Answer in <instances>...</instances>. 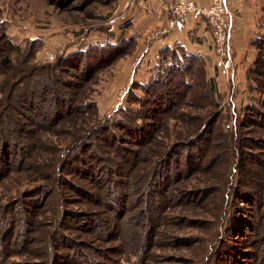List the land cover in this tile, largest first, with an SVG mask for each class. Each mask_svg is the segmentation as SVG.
<instances>
[{"label":"rangeland","instance_id":"374dc122","mask_svg":"<svg viewBox=\"0 0 264 264\" xmlns=\"http://www.w3.org/2000/svg\"><path fill=\"white\" fill-rule=\"evenodd\" d=\"M127 1L69 0L68 6L59 7L56 0H0V47L3 49L0 56V98L9 97L19 91L17 87L20 86H17V82L24 79L26 73L19 72L18 78H12V74L24 69L21 60L26 54L32 53L27 52L31 47L34 53L31 62L41 66L55 61L60 55L70 54L90 44L119 43L131 39V47L126 54L117 57L109 65L99 66L93 71L90 80L83 85V95L85 98L93 99L95 119L103 120L120 107L137 106L127 101V98H131L134 94L142 95L141 89L132 87L144 85L151 79L157 61L156 59L150 67L148 64H138V57L145 45L167 34L172 29V23L169 26L144 31L141 39L137 38V34L118 37V24H120L118 15L127 8ZM233 1L235 0L229 1L228 5ZM233 16L235 18L234 13ZM7 37L10 41L6 40ZM253 41L251 45L255 55L246 71L247 77L239 84H244V87L240 89L237 87L236 92L230 96L227 94L225 81L214 78L216 74L210 76L204 61V78L201 74L195 77L190 97L188 96L192 103L179 102L174 108L171 107L165 113L156 116L162 122V131L153 138H157L162 146L159 148L155 146L152 150L155 149L161 154L173 141L182 139L186 141L188 137L183 136L188 135L187 133L192 135L199 133L201 124L209 118H214L215 113L218 112L215 120L207 124L205 132L202 131L205 139L211 138L203 164L190 170L186 178L175 180L173 183L174 199L184 188L197 192H192L190 198L182 200L185 202H175L169 208L159 206L157 213L160 215L155 216L158 226L153 232L149 231L151 226L149 232L147 231L148 235L152 232L151 238L146 234L142 235V232L125 234L124 240L121 239L119 245L120 252L116 246L118 245L116 238L104 242H97V239H94L97 244L116 247L115 250L99 248L101 252L92 250L90 252V249L85 247L86 253L89 251L94 255L92 260L104 261L103 259L110 255V259L115 260L116 264H214L210 251L219 244L221 252L219 264H251L252 258L249 255L252 249L259 246L262 247V251L264 250V236L254 247L250 246L253 236L260 235L261 232L257 234L254 230L246 228L238 235L234 227L236 223L239 224L242 217H247L251 227L255 228L257 225L264 227V213H260L261 217H259L253 209L256 205L252 203L254 207L249 208L251 206L248 200H244L250 198L253 190L263 195L264 192L261 191L264 190V184L261 185V190L256 186H249L252 181L245 179L238 170H233V167L238 168L241 158L239 155L237 163L235 149H241V142H244L242 137H248L253 146L243 147L245 152L252 155L247 166L256 172L252 173V177L254 178L255 174L260 175L264 183V163H254V158L256 161L257 158L264 160L262 155L264 149L261 151L260 147H257L261 146L260 144L264 145V93L262 92L264 47L258 51ZM11 43L14 45L12 46ZM230 43L231 39L229 42L231 54ZM211 46L214 56H217L223 67L228 69L231 59L225 65L213 42ZM45 50L51 51L54 57L46 59ZM5 57L9 60L7 63L3 62ZM86 60L82 61L79 69L78 67L66 69L68 74L64 75L65 78L79 82L80 77L83 78V75L88 73ZM137 65L136 68L140 71L133 75L132 72ZM131 75L134 77L132 81ZM209 79L212 80L211 85L215 88L213 93L210 92ZM124 92L125 95L121 98ZM194 102H196L195 106ZM5 103L4 100L0 104V139L8 138V141H11L14 135L16 140L26 142V135L19 131V127H22L24 131L26 128L32 130L31 140H35L36 144L41 143L40 138L42 141L51 140V143L56 145L61 140L62 142L70 140L79 132V129L71 130V126L75 127L87 121L79 115L71 121L67 119L60 121L53 126V132H45L30 124L33 112H26V105H19L18 109L5 107L8 109L4 108L1 112ZM250 105L258 109L261 113L260 117L245 113V107ZM148 106L149 104L146 107ZM245 115L250 117L249 122L246 121ZM112 118L116 119L115 116ZM35 121L40 122L39 118ZM145 122L155 121L146 119ZM127 145L136 148L133 143ZM192 150L194 147L191 150L186 149L188 152H194ZM0 157V264H49L48 250H46L48 241L46 235L50 227L47 226L46 221L50 213L48 204L42 206V196L35 192H27L28 187L35 185V181L41 179L43 172L41 171L39 176L34 172L29 174L31 171L26 170V158L23 160L24 164L22 161L19 162L22 156L13 146L0 152ZM225 177L227 180L221 182L220 178L225 179ZM235 185L238 188H234ZM126 204V208H116V211H111L110 216L123 214L127 210L121 218L123 221L127 215L146 206L143 201L136 202L132 196ZM109 206L107 204L105 216ZM148 212L153 218L155 214ZM145 216L140 218L142 224L137 225V229L145 230V225L149 223ZM133 226L134 224L127 225L128 228ZM61 230L72 234L76 232L73 227L68 226ZM261 230L264 232V228ZM54 242L56 246H52L50 250L51 253H55L53 258L59 252L74 255L73 250L68 248L70 244H62L63 242L57 244V237H54ZM55 259H58V256ZM59 264L72 263L66 258Z\"/></svg>","mask_w":264,"mask_h":264},{"label":"trees","instance_id":"16d2710c","mask_svg":"<svg viewBox=\"0 0 264 264\" xmlns=\"http://www.w3.org/2000/svg\"><path fill=\"white\" fill-rule=\"evenodd\" d=\"M56 1L59 7L69 5V0ZM6 40L10 41L8 37ZM131 41V39H126L119 43L90 44L70 54L60 55L55 61L41 66H36L31 62L34 54L31 47L27 52L32 53L26 54L21 60L24 69L12 74V78H18L19 72L26 73L24 79L17 82V86H20L17 87L19 91L9 97L0 98V104L6 101L1 112L5 107L18 109L19 105H26V112H33V119L29 115L30 124L45 132H53V126L64 119L71 121L79 115L87 119L81 125L79 123L75 127L71 126V130L79 129L73 138L68 141L64 140V142L61 140L56 145H53L51 140L42 141L40 138L41 143L36 144L35 140H31L32 130L26 128L24 131L22 127H19V131L24 136L26 135V142L16 140L14 135L11 141L3 137L0 139V152L13 146L22 156L19 162L22 161L24 164L23 160L26 158V170L31 171L29 174L34 172L36 176H39V173L43 172L41 179L35 181V185L28 187L27 192H35L42 196V206L48 204L47 208L50 213L46 221L47 226L50 227L46 235L48 240L46 250H48L49 264H59L66 258L72 264H116L115 260L110 259V255L103 259L105 262L92 260L94 255L90 253L91 250L96 252L100 251L99 248L113 250L118 246V252H120L119 245L121 239L124 240L125 234L142 232V235L146 234L151 238L152 232L158 226L155 216L160 215L157 213L160 207L169 208L175 202H185L182 200L190 198L189 195L192 192H197V190L184 188L176 194L179 198L174 199L173 183L175 180L186 178L193 169L203 164L211 138L205 139L202 131L207 124L215 120L218 112L215 113L214 118H209L201 124L199 133L193 135L187 133L188 135L183 136L188 137L186 141L184 139L173 141L163 149L161 154L152 149L155 146L158 148L162 146L157 138H153L162 131V122L156 116L165 113L171 107L174 108L179 102L192 103L188 96L194 86L195 77L201 74L204 78V59L199 54L189 53L181 46L161 49L151 79L144 85L132 87L141 89L142 95L134 94L131 98H127V101L137 106L117 108L103 120L95 119L93 99L85 98L83 95V85L90 80L93 71L99 66L109 65L117 57L126 54L128 48L131 47ZM253 44L256 45L258 51L264 47V35H258ZM2 52L3 49L0 47V56ZM84 59H87L88 73L84 74L83 78L80 77L79 82L67 80L64 76L68 74L66 69L77 67L79 69ZM7 61H9L8 58H3L4 63ZM211 82L212 80L209 79L210 92L213 93L215 88ZM262 92L264 93V85ZM148 104L149 106L146 107ZM195 105L196 102H194ZM245 108V113L248 115L261 116L254 106L250 105ZM15 113L17 114L16 111ZM114 116L116 119L112 118ZM27 117L26 115V119ZM245 117L249 122L250 117L246 115ZM37 118L40 122L35 121ZM146 119H152L155 122L146 123ZM242 138L244 139V142H241L242 148L235 149V152L237 151L236 162L238 163L239 155L241 158L238 168L233 167V170H238L245 176V179H250L252 183L249 186H256L260 188L258 190H261L263 180L260 175L255 174V177H252V173L256 172L247 166L252 155L243 149L253 144L250 143L251 139L248 137ZM127 143H133L136 148L128 146ZM260 145L257 147L263 151L264 145ZM193 147L194 152L186 151ZM179 149L181 152H177ZM182 153L185 154L182 155ZM255 162L256 164L264 163V160L257 158L256 161L254 158ZM178 175L180 176L177 177ZM226 177L225 179L220 178L221 182H225ZM234 188L238 187L235 185ZM261 192L263 193L264 190ZM131 196L136 202L143 201L146 206L127 215L123 221L121 218L127 210L123 214L110 216L111 211H116V208H126V203ZM244 200H248L251 206L249 208H253L252 203H254L256 206L253 209L261 217L260 213H264V193L261 195L257 190L256 192L253 190L250 198H244ZM107 204L110 206L105 216ZM148 211L155 214L153 218ZM143 216L149 223L145 225V230L137 229L136 226L142 224L140 218ZM249 222L247 217H242L239 224L236 223L234 226L235 233L240 235L246 228L254 230L257 234L261 232L260 235H254L250 242V246L254 247L264 236L261 230L264 227L257 225L254 228ZM132 224H134L133 228L127 227ZM67 226L73 227L76 232L72 234L61 230ZM148 229L152 231L149 235L147 234ZM54 237H57V244L61 242L66 245L70 244L68 248L73 250L74 255L59 252L56 253L58 259H55L56 256L53 258L55 253L53 251L51 253L50 250L52 246H56ZM114 238L118 240L116 246H104L94 241L97 239V242H104ZM219 246L217 244L210 251L214 264L221 261ZM85 247L90 249V252L86 253ZM263 252L262 247H254L249 255L252 258L251 264H264Z\"/></svg>","mask_w":264,"mask_h":264},{"label":"crops","instance_id":"0c3cea01","mask_svg":"<svg viewBox=\"0 0 264 264\" xmlns=\"http://www.w3.org/2000/svg\"><path fill=\"white\" fill-rule=\"evenodd\" d=\"M166 1L138 0L133 7L127 5V8L118 15V21H120L118 37L137 34V38L141 39L144 31L148 29L171 25L172 20L166 7ZM194 1L198 5H207L210 0ZM228 11L235 15L230 43L231 62L228 69L223 67L217 56H214L211 48L210 26L205 17L199 14H192L187 23L173 24L167 34L141 47L142 52L138 57V64H148L151 67L161 49L181 46L189 53L203 57L208 74L210 76L216 74L214 78L225 81L227 94L231 96L236 89L244 87V84H239L247 77L246 71L255 55L251 45L253 39L258 34H264V0H235L228 5ZM136 67L138 68V65ZM135 68L133 75L140 71ZM133 75H131V81L134 79Z\"/></svg>","mask_w":264,"mask_h":264},{"label":"built area","instance_id":"2783aa9c","mask_svg":"<svg viewBox=\"0 0 264 264\" xmlns=\"http://www.w3.org/2000/svg\"><path fill=\"white\" fill-rule=\"evenodd\" d=\"M138 0H128V6H134ZM231 0H210L207 5H198L194 0H167L166 7L173 24L187 23L192 14H199L206 18L211 28L212 42L216 51L221 55L226 65L230 61L229 42L231 39L234 16L228 11ZM46 59H52L54 54L45 50ZM138 63V62H137ZM125 95L121 96V98Z\"/></svg>","mask_w":264,"mask_h":264}]
</instances>
